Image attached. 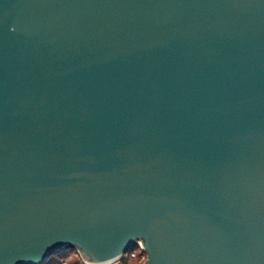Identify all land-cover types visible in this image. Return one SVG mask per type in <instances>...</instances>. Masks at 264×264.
<instances>
[{
	"label": "water",
	"instance_id": "95a60500",
	"mask_svg": "<svg viewBox=\"0 0 264 264\" xmlns=\"http://www.w3.org/2000/svg\"><path fill=\"white\" fill-rule=\"evenodd\" d=\"M264 264V0H0V264Z\"/></svg>",
	"mask_w": 264,
	"mask_h": 264
},
{
	"label": "built area",
	"instance_id": "2783aa9c",
	"mask_svg": "<svg viewBox=\"0 0 264 264\" xmlns=\"http://www.w3.org/2000/svg\"><path fill=\"white\" fill-rule=\"evenodd\" d=\"M76 255L81 259L82 264H91V263L85 262L81 258L79 253H77ZM137 258L139 259V264H143L145 262L146 254L143 251L142 247H136L135 249L130 250L128 253L124 254L122 257H120V259H117V260H115L113 262L106 263V264H120L122 261H132V260L134 261ZM61 264H65V262H62Z\"/></svg>",
	"mask_w": 264,
	"mask_h": 264
},
{
	"label": "trees",
	"instance_id": "16d2710c",
	"mask_svg": "<svg viewBox=\"0 0 264 264\" xmlns=\"http://www.w3.org/2000/svg\"><path fill=\"white\" fill-rule=\"evenodd\" d=\"M77 253L73 250L72 252L66 254L65 264H82L81 259L76 255ZM52 258L49 263L52 264ZM120 264H139V259L132 261H122Z\"/></svg>",
	"mask_w": 264,
	"mask_h": 264
},
{
	"label": "rangeland",
	"instance_id": "374dc122",
	"mask_svg": "<svg viewBox=\"0 0 264 264\" xmlns=\"http://www.w3.org/2000/svg\"><path fill=\"white\" fill-rule=\"evenodd\" d=\"M52 264H61L62 262L66 261V255H58V256H53L52 257Z\"/></svg>",
	"mask_w": 264,
	"mask_h": 264
},
{
	"label": "bare ground",
	"instance_id": "6f19581e",
	"mask_svg": "<svg viewBox=\"0 0 264 264\" xmlns=\"http://www.w3.org/2000/svg\"><path fill=\"white\" fill-rule=\"evenodd\" d=\"M109 263V262H108Z\"/></svg>",
	"mask_w": 264,
	"mask_h": 264
}]
</instances>
